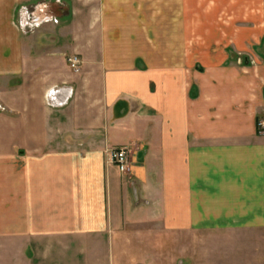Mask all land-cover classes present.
<instances>
[{
	"label": "crops",
	"instance_id": "crops-1",
	"mask_svg": "<svg viewBox=\"0 0 264 264\" xmlns=\"http://www.w3.org/2000/svg\"><path fill=\"white\" fill-rule=\"evenodd\" d=\"M259 122L264 0H0V264H264Z\"/></svg>",
	"mask_w": 264,
	"mask_h": 264
},
{
	"label": "built area",
	"instance_id": "built-area-1",
	"mask_svg": "<svg viewBox=\"0 0 264 264\" xmlns=\"http://www.w3.org/2000/svg\"><path fill=\"white\" fill-rule=\"evenodd\" d=\"M51 21L53 23L56 20L46 19L44 22ZM28 25L27 22L20 23V28L23 32H29L32 29L36 28L35 26L39 25ZM66 63L71 69L76 70L80 64L81 59L76 56H67ZM72 98V89L67 86H53L47 89L46 93L44 94V101L48 108L50 109H62L66 107ZM264 129V123L258 124V130L261 131ZM106 155L110 161V163L116 168V170L121 174L125 175L130 172L131 166V150L127 146H114L110 147L106 151Z\"/></svg>",
	"mask_w": 264,
	"mask_h": 264
},
{
	"label": "rangeland",
	"instance_id": "rangeland-1",
	"mask_svg": "<svg viewBox=\"0 0 264 264\" xmlns=\"http://www.w3.org/2000/svg\"><path fill=\"white\" fill-rule=\"evenodd\" d=\"M71 56H73V55H71ZM66 57H67V56H66ZM65 63H66V58H65ZM66 64H67V63H66ZM67 66H68V64H67ZM68 67H69V66H68ZM69 68H70V67H69ZM60 86H61V85H60ZM46 91H47V90H46ZM46 91L44 92V94L46 93ZM43 100H44V95H43ZM69 103H70V102H69ZM44 104H45V101H44ZM45 106H46V104H45ZM67 106H68V105H67ZM67 106H66V107H67ZM46 107H47V106H46ZM64 108H65V107H64ZM1 109H3V108H1ZM62 109H63V108H62ZM259 123H262V122H259ZM259 123H258V124H259ZM257 126H258V125H257ZM112 147H114V146H112ZM130 150H131V149H130ZM132 156H133V153H132V150H131V164H132ZM130 168H131V166H130ZM129 173H130V172H129ZM129 173H128V174H129ZM119 174H120V173H119ZM128 174H125V175H122V176H126V175H128ZM120 175H121V174H120ZM245 238H246V237H245ZM199 239H200V241H203V242L206 241V239H205L204 237H200ZM250 253H256V252H255V251H252V250H246V252L242 253V256L244 257V255H246L245 257H248V259H249V258H250V256H249ZM243 254H244V255H243ZM199 261H200V260H199ZM248 263H249V262H248ZM248 263H247V264H248ZM200 264H205V262H204V263H203V262H202V263L200 262Z\"/></svg>",
	"mask_w": 264,
	"mask_h": 264
}]
</instances>
